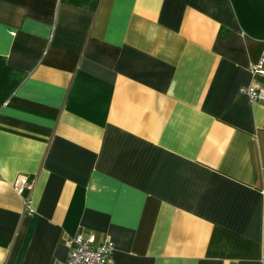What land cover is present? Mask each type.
<instances>
[{
  "label": "crops",
  "instance_id": "obj_1",
  "mask_svg": "<svg viewBox=\"0 0 264 264\" xmlns=\"http://www.w3.org/2000/svg\"><path fill=\"white\" fill-rule=\"evenodd\" d=\"M262 53L264 0H0V264H264Z\"/></svg>",
  "mask_w": 264,
  "mask_h": 264
},
{
  "label": "built area",
  "instance_id": "obj_2",
  "mask_svg": "<svg viewBox=\"0 0 264 264\" xmlns=\"http://www.w3.org/2000/svg\"><path fill=\"white\" fill-rule=\"evenodd\" d=\"M250 70L255 76H264V53L256 62L250 64ZM250 102L264 100V86H242L239 89ZM264 180V168L261 169ZM31 187V182L25 176H19L14 184L17 193H22ZM115 246L111 240L95 243L92 238H86L81 233L72 236L68 241V253L65 264H111V256Z\"/></svg>",
  "mask_w": 264,
  "mask_h": 264
}]
</instances>
